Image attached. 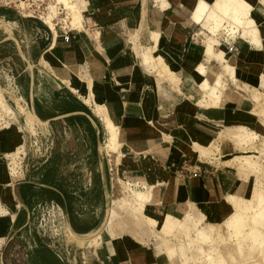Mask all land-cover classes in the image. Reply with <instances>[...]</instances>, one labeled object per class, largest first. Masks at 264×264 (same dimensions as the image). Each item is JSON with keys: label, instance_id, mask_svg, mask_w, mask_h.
Instances as JSON below:
<instances>
[{"label": "crops", "instance_id": "obj_1", "mask_svg": "<svg viewBox=\"0 0 264 264\" xmlns=\"http://www.w3.org/2000/svg\"><path fill=\"white\" fill-rule=\"evenodd\" d=\"M71 1L81 16L82 24L76 28L62 17L52 22L51 28L42 17V22L31 21L19 10L0 9V20L8 24V29L0 28V47L11 45L15 56L0 59L1 72L5 69V74L11 75L17 99L21 103L24 99L31 114L49 125L50 140L98 144L97 170L90 171L88 177L93 189L94 175L99 180L103 169L110 167L103 151L107 132L104 121L94 112L95 103L107 111L124 145L129 146V159L109 171L107 180L97 186L101 205L106 206L108 199L110 205L114 189L120 190L123 183L141 190L152 185L146 214L158 223L166 214L181 218L188 209L214 225L223 223L232 211L225 197L229 193L247 197L256 177L236 167L234 161H223L227 154L218 151L223 143L220 135H230L242 126L257 135L253 143L264 139V115L260 114L264 110V0H247L251 6L248 16L254 19L260 38L256 44L239 33L232 37L225 29L220 36L211 34L205 18L193 19L196 0ZM205 1L211 4L213 0ZM6 14L16 16L15 20L4 21ZM64 26L71 29L65 32ZM205 38L215 52H224L225 61L205 57ZM151 48L177 78L175 85L168 80L169 73L154 63L148 52ZM14 61L19 64L14 66ZM200 64L206 69L209 84L218 79L222 85L218 104L201 99ZM257 105L258 113L254 111ZM19 137L15 130L0 131V155L13 156ZM195 143L209 145L211 153L201 155ZM241 147L240 154L230 155L232 160L257 153L251 144ZM25 183H12L18 207L2 244L11 237L28 205L26 189L35 188L22 185ZM43 185L53 189L58 200V185ZM1 191L0 187V195ZM66 199L62 196L58 204L66 207ZM1 205L10 211L9 202L2 200ZM105 219L98 222L83 211H75L68 215V229L77 236L86 235ZM120 241L128 247L116 260L112 245H101L103 260L108 255L109 264H189L183 263L179 253L172 258L159 251L153 238L143 243L124 234ZM138 252L143 255L141 262L134 259Z\"/></svg>", "mask_w": 264, "mask_h": 264}, {"label": "rangeland", "instance_id": "obj_2", "mask_svg": "<svg viewBox=\"0 0 264 264\" xmlns=\"http://www.w3.org/2000/svg\"><path fill=\"white\" fill-rule=\"evenodd\" d=\"M62 4L65 10L62 9ZM1 8L14 12L19 10L26 15L25 19L37 22H42V19L39 17V12L41 10L45 11V13L50 10L51 14L56 16L58 15L57 9H59L61 10V13L57 18H64L65 16V23H68V21L71 20V24L74 26H77L75 16L78 14L80 15V13H78L79 10L71 0H0V9ZM73 10L75 11L73 12ZM15 17L16 16H12L11 14H6L3 20H15ZM48 17L49 14L47 17H44L45 23H47ZM220 17L223 18L222 24L219 26L217 32L219 36L222 34L223 29L228 32L232 26H237L229 16L221 14ZM0 18L2 19V17ZM56 20L57 19H55V21ZM47 24L49 25V23ZM207 24L208 22L206 20L205 25L207 26ZM7 25L0 20V28L8 29ZM61 25L64 24L61 22ZM240 30L241 28H238L236 32L239 33ZM202 35L201 37L203 38L204 36ZM13 52L14 49L11 45L0 47V59L5 56H12ZM143 53L145 55L146 50H144ZM152 59L153 58L151 57L148 61H151ZM154 61L160 69L169 73L166 67L156 59H154ZM18 64L17 61H14V66ZM1 68L0 63V131L15 130V132L20 134V141L15 142L16 144L12 152L14 158H12V156L0 155V183L5 180H10L12 176H14L12 178L13 184L19 180L27 181V183L22 185H30L35 188H31L30 190L26 189L28 205L22 210V214L19 216V222L14 227L11 237L6 239L3 244L1 243L3 240H0V264L111 263L110 256L106 255V261L100 256L99 250L102 247L97 240H93L92 246L86 248L77 241L71 230L68 229V215H71V213H74L75 211H83L84 214H87L89 217H94L98 222L105 218L106 212L107 217L108 212L113 205V200L111 199L110 205L108 203L109 199L108 201L106 200V206L101 205L99 203V201L101 202L99 199L101 191L99 192L97 186L101 187L103 185L104 181L107 180L109 171L112 172L115 167L117 168L126 164V160L129 158L128 153H123L121 148L114 146V144L112 146H106L105 144L103 151L106 152V159L108 160L110 167L103 169L99 180L95 178L96 174L94 175V184L96 185V188L93 189V184L90 186L88 183V177L90 171L95 172L97 170L96 162L98 160V154H95V152L99 150L98 144L94 141L88 140L70 143L50 140L49 137L52 131L49 128V125L38 121L37 118L31 114L25 105L26 101L24 99L22 102L25 104L17 99L12 91V85L14 83L11 75L7 76L5 74V69L4 73H2L1 70L3 69ZM230 68L228 67V69ZM220 80L224 84L221 77ZM170 83L173 85L176 84L174 81H170ZM200 89L202 91L201 99H205V97L207 99L206 91H203L202 88ZM218 89L219 91L222 90L221 84ZM201 99L198 103H201ZM87 101L89 102L88 99ZM258 106L259 105H257L256 108H258ZM256 108L254 111L258 113ZM63 130L68 132L64 128ZM84 131L85 130H81V132ZM220 138L223 143L218 151H221L222 155L227 154L224 156L223 161L231 160L232 163L234 161L238 164L236 167H239L241 170L240 163L241 161H244L243 156L245 155L235 156L233 158L234 160H232L231 156L233 154L241 153L242 144H251V149L257 150V153L246 154L249 159L254 161L252 166H249V169H246L245 172L253 173L256 177L255 184L249 191V195L247 197L245 196V198L251 203V206H253L246 211L251 212L261 202L260 199L263 198L264 200V139L257 140L253 143V141L258 138L257 135L242 126H237L233 131L231 130L230 135H220ZM195 149L203 156L209 155L212 151L211 147H208V149L203 152L202 148L197 149L196 147ZM52 169H55V172H50ZM51 182L55 185L57 184L60 188L59 193L57 192L58 200L54 199V190L43 185H49ZM131 189L135 191L141 190L132 187L127 182L122 184V188L119 191L123 195L132 196ZM232 194L234 195L236 193H229L228 195L230 196ZM62 196L63 198L65 197V199L67 197L69 198L66 199L68 203L66 207L58 204L61 203ZM242 197V195L238 196L240 199H242ZM148 201H146V203ZM81 203L84 205L81 206ZM172 217L173 216L170 215V221L173 223L177 222L178 218ZM229 217L230 215H228L220 225H214L203 219L199 221V217H196L197 228L192 227L191 231H188L193 236L192 240L184 238L187 234H184V231V235L180 230H173L169 233L168 230L161 225L154 227L146 224V226L141 227L140 232H138L141 238H138V235L134 237L135 234H132L130 237L143 243L153 238L159 251L171 248V253H173L172 258L179 252L178 249H176L178 248L179 242L184 239L189 240V244L184 246L182 250V254H186L188 258L185 263L189 264H227V262L228 264H233V257H236L237 259L235 264H249L246 262V254L243 253V251L244 249L249 251L250 248L252 250L253 246L250 244H243L244 248L238 249V252L236 249L238 244L226 240L230 230V223L227 221ZM105 220L98 229H95V231L88 236L96 234V232L102 228ZM209 223L214 225L212 235L203 238L199 242L196 241L197 234L200 231L206 232L205 230L198 228L201 225ZM156 228L158 229V232L165 237L169 236L167 234L169 233L170 239L168 240L165 237L157 236L158 232ZM222 231H225V234H223ZM261 231V233L264 234V229ZM125 233V231L118 232V234ZM88 236L86 235L85 237ZM200 242H203V244ZM198 248L200 252H196L195 249ZM179 254L180 256H183L180 252ZM113 255L116 260L119 254L114 252ZM260 255L262 256V247H260L258 256V258L260 257V259H262Z\"/></svg>", "mask_w": 264, "mask_h": 264}, {"label": "bare ground", "instance_id": "obj_3", "mask_svg": "<svg viewBox=\"0 0 264 264\" xmlns=\"http://www.w3.org/2000/svg\"><path fill=\"white\" fill-rule=\"evenodd\" d=\"M62 9L65 10L64 7H62ZM250 9H251V6L247 0H213L211 4H209L205 0H196V3L194 4L193 9H192V16H193V19L197 22L200 21L201 19L205 18L208 22L207 28L209 29L211 34L214 35L216 32H218L219 26L222 24V18L223 17H220V15L221 14L227 15L233 20V22H235V24H237V26H232L230 28V31H228V34L233 37L237 33L236 31L238 30V28H241V30L239 31V34L244 38L250 39L252 42H254L256 44V43H258L260 38L258 39V29L255 25L254 19L250 18L248 16V14L250 13ZM75 10H73V12ZM48 14H49V17H48L47 23H49L51 28H54L52 22H54L55 19H57L58 15L54 16L51 14V11L48 10V12L44 16H42V18L47 17ZM75 17L77 20V22H76L77 26L82 24L81 23V16L78 14ZM64 18H65V16H64ZM64 18H62L63 21H64ZM75 28H76V26H75ZM205 40H206L205 49L203 51L205 57L209 58L211 56H216L219 59H221L222 61H225V58L223 56L224 52L222 50H218L215 52L213 49V45H212L211 41L208 40V38H205ZM152 51H153V48H151L148 52L150 53V55H152V57L154 59H156L159 63H161L164 67H166L167 71H169L168 80H170L172 82L173 81L176 82L177 78L168 69V67L164 64L161 56H159V55L154 56L152 54ZM149 53H147V54H149ZM249 56H250V54H249ZM225 65L227 68L231 67V65H229L228 63H226ZM197 71L201 75H203V78L201 79L199 85L203 91H206L207 103L211 102L214 104H218L222 100L221 99L222 98L221 93L219 92V89H218L220 86V81L218 79H216L214 85L209 84L208 78L206 76V69L202 64H200L197 67ZM263 101H264V98H263ZM256 109L258 112L260 111V110H258V108H256ZM94 111L104 121L106 132H107V133L105 132L107 134V139H106V143H105L106 146H112L114 144V146H118V148L120 147L123 153L124 152L128 153L129 146L127 145L128 146V148H127L124 145L123 141L121 140V136L119 133L120 131L118 130V127L115 126L112 123V121L110 120V118L107 114V111L97 103H95V105H94ZM263 113H264V110L261 111L260 114H263ZM194 147L195 148L197 147V149L202 148V152H203V151H206V149H208L209 145H203L200 143H195ZM99 152H100V150H99ZM247 156L246 155L243 156L244 161H241V163H240L241 168L244 171L246 169H249V166H252L253 161H254V160L249 159ZM12 158H14V157L12 156ZM127 159H129V158H127ZM126 161H128V160H126ZM13 177L14 176H12V178ZM12 178L10 180H5V181H2L0 183V187L2 188L1 195H0V240H3L4 235H5L8 227L10 226V224L14 218V214H15L17 207H18L17 202H15L13 200L12 184H11ZM151 188H152V185L150 187H148L146 191H142V190H136L135 191V190L131 189L132 196H127V195L121 194L118 188L114 189V193L112 196V200H113L112 204L113 205L108 212V215L106 217V220H105L102 228L99 231H97L96 234H94L93 236H88V235H91L95 230L91 233L86 234L88 237H85L86 235L77 236V235L72 233L73 236L77 239V241L80 244L84 245L85 248L92 246L93 240L94 241L97 240L98 242H100L101 245H104V246L105 245L107 246L108 244L112 245L113 254H114V252H116L117 254L123 253L124 249H126L128 247L127 243H123L120 241V237L124 234H118V232L125 231L126 232L125 234H127L128 236H132V234H135L134 237H136V235H138V238H139L140 234L138 232H140V228L143 226H146V225H152L154 227L161 225L166 230H168L169 233H170V231H173V230H175V231L180 230V232L183 234V231H184V234L187 233L186 237H184V238H189L190 240H192L193 236L188 231H191L192 227L197 228V219H196V216L194 215V213L190 209L186 210L184 214L182 213L183 216L181 218H178L177 222H175V223L170 221V214H166L160 223H158L157 219L146 214V201L150 200V198H151ZM239 195H242V194L236 193L234 195L233 194L230 196L227 195L225 197V201H227V203H229V205H231V207H232V211L228 214V215H230V217L227 220L228 223H230V230H229V234H228L226 240L237 243L238 244L236 247L237 250L244 248L243 244L252 245L253 246L252 250L250 248L249 251H247L246 249H244V251H243V253L246 254V256L244 255L246 258V262H248L249 264H264V234L261 233L262 232L261 230L264 229V200L261 197L262 198V199H260L261 202L251 212H247L246 210L252 208L253 206H251V203L249 202L248 199L245 198V196L242 195L243 196L242 199L238 198ZM248 195H249V193H248ZM238 199H240L241 202ZM2 200L5 203L9 202L8 207H9L10 211H8L5 207H3L1 205ZM198 220L201 221L202 217H199ZM213 227H214V225L210 224V223L205 224V225H201L198 229L205 230L206 232L200 231L197 234L196 241L199 242L205 237H210L212 235V232H213ZM156 230L158 232L157 228H156ZM169 233H167L169 236L165 237L158 232L157 236H162V237H165L166 239L169 240L170 239ZM172 234H174V233H172ZM188 235H190V236H188ZM200 243L203 244V242H200ZM204 243H206V242H204ZM188 244H189V240L184 239L183 241L179 242L178 248H176V249H178V251L182 254V250H183L184 246H186ZM260 247H262V256L260 255L262 257L261 260L259 259L260 257L258 258ZM195 250H196V252L197 251L200 252L199 248L195 249ZM211 250H212V247H211ZM164 251L169 257H172L173 253H171L172 252L171 248H168ZM238 252H239V250H238ZM141 253L142 252H138L135 254L134 259L136 262L142 261L143 255ZM240 256H241V254H240ZM182 257H183L182 261H183V263H185L188 259L186 254L183 255ZM236 261H237L236 257H233L232 258L233 264H235ZM131 263H133V261ZM212 263H213V261H212Z\"/></svg>", "mask_w": 264, "mask_h": 264}, {"label": "built area", "instance_id": "obj_4", "mask_svg": "<svg viewBox=\"0 0 264 264\" xmlns=\"http://www.w3.org/2000/svg\"><path fill=\"white\" fill-rule=\"evenodd\" d=\"M57 12H58V15H59V14L61 13V10L57 9ZM39 13H40L39 17L41 18V17L44 16L47 12L45 13V11L41 10ZM64 29H65V32H67V31L70 30L71 28L68 27V26H64Z\"/></svg>", "mask_w": 264, "mask_h": 264}]
</instances>
